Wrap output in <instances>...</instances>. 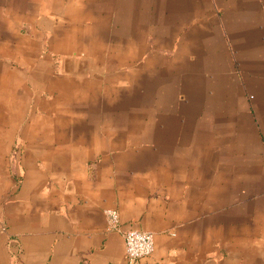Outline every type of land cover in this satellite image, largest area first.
<instances>
[{"label": "crops", "instance_id": "obj_1", "mask_svg": "<svg viewBox=\"0 0 264 264\" xmlns=\"http://www.w3.org/2000/svg\"><path fill=\"white\" fill-rule=\"evenodd\" d=\"M34 4L53 28L114 23L128 41L119 75L84 67L68 121L8 159L0 264H128L131 228L154 237L135 264H264V0Z\"/></svg>", "mask_w": 264, "mask_h": 264}, {"label": "rangeland", "instance_id": "obj_2", "mask_svg": "<svg viewBox=\"0 0 264 264\" xmlns=\"http://www.w3.org/2000/svg\"><path fill=\"white\" fill-rule=\"evenodd\" d=\"M36 1L40 0H10L9 10L0 7V199L7 178L6 163L17 153L18 143L25 140L23 137L40 141L41 135L34 129L50 125V118L59 126L68 121L69 113L77 107L71 97L84 88L80 78L84 67L104 66L103 77H116V48L125 46L117 43L128 41L118 37L114 23H105L93 37L82 31L86 23L81 21H67L53 28L47 20H37ZM44 8L47 11L50 6ZM48 26L53 31L47 32ZM77 45L98 51L93 55L73 53ZM61 62L78 65L79 69L74 74L56 70ZM2 143H9L10 150Z\"/></svg>", "mask_w": 264, "mask_h": 264}, {"label": "built area", "instance_id": "obj_3", "mask_svg": "<svg viewBox=\"0 0 264 264\" xmlns=\"http://www.w3.org/2000/svg\"><path fill=\"white\" fill-rule=\"evenodd\" d=\"M109 223L116 227L119 223V215L116 210H107ZM125 255L128 264H135L137 261L147 258L154 251V237L152 233L131 228L124 233Z\"/></svg>", "mask_w": 264, "mask_h": 264}]
</instances>
